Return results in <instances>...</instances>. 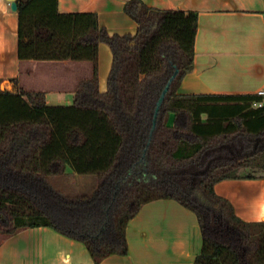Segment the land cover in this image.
<instances>
[{
    "label": "trees",
    "instance_id": "16d2710c",
    "mask_svg": "<svg viewBox=\"0 0 264 264\" xmlns=\"http://www.w3.org/2000/svg\"><path fill=\"white\" fill-rule=\"evenodd\" d=\"M17 5L20 59L91 61L92 76L71 104H49L18 78L0 90V233L51 227L99 264L128 255L127 227L144 204L173 199L198 218L194 264H264V220L242 219L215 190L222 180L263 176L264 95L178 91L194 68L199 13L128 0L137 32L112 34L96 12L64 13L59 0ZM101 43L112 52L106 90ZM68 166L96 175L97 187L58 192L49 178Z\"/></svg>",
    "mask_w": 264,
    "mask_h": 264
},
{
    "label": "crops",
    "instance_id": "0c3cea01",
    "mask_svg": "<svg viewBox=\"0 0 264 264\" xmlns=\"http://www.w3.org/2000/svg\"><path fill=\"white\" fill-rule=\"evenodd\" d=\"M126 1L59 0V9L64 13L96 12L110 33H136L138 24L125 12ZM142 1L151 7L199 13L194 68L184 77L180 93L250 94L264 90V0ZM18 27L17 10L9 0H0V90L11 86V78H18L19 85L28 90L64 93L54 94V101H62L67 92L74 96L79 81L92 76V62L22 60L18 55ZM111 64V49L101 43L102 90ZM38 79L46 80L49 87ZM49 97L47 93L48 103ZM215 190L233 203L242 219L264 220V177L222 180ZM126 232L128 255H111L99 264H194L203 247L196 214L173 199L144 204ZM0 264L96 263L81 241L51 227H34L12 236L0 233Z\"/></svg>",
    "mask_w": 264,
    "mask_h": 264
},
{
    "label": "rangeland",
    "instance_id": "374dc122",
    "mask_svg": "<svg viewBox=\"0 0 264 264\" xmlns=\"http://www.w3.org/2000/svg\"><path fill=\"white\" fill-rule=\"evenodd\" d=\"M38 76H40V74ZM36 81L44 82L46 84H42V85L44 87H49L47 85L46 80H44V79H38ZM106 81H105V79L103 81V86L105 87L104 90L107 89ZM66 86L69 87L68 84ZM47 93L50 96L49 97V101H50L49 103L52 105H54L56 103L71 104L73 102V95L70 96L71 92H67L66 94H68V95H64V98L63 97L60 98V99H62V101H60V100L54 101L53 95L54 94L58 95V93L64 94L63 92L57 93L54 90H49V91H47ZM172 117L170 119L171 122L173 121ZM257 174L258 175L263 174L262 177H264V171L258 172ZM49 182L61 194L65 195V196H69V197H74V196H79V195H84V194H90L97 187V176L93 175V174H88V175L77 174L76 172L73 171V169L71 167L68 166L67 170L64 174L51 176L49 178Z\"/></svg>",
    "mask_w": 264,
    "mask_h": 264
},
{
    "label": "water",
    "instance_id": "95a60500",
    "mask_svg": "<svg viewBox=\"0 0 264 264\" xmlns=\"http://www.w3.org/2000/svg\"><path fill=\"white\" fill-rule=\"evenodd\" d=\"M9 1L11 2L12 9L13 10H17V8H18L17 0H9ZM170 84H171V81L168 82L166 88L164 89V91H163V93H162V95H161V97H160V99L158 101V105H157L156 112H155V118L157 117V114H158V111H159V107H160V105H161V103L163 101V98H164L166 92L169 90Z\"/></svg>",
    "mask_w": 264,
    "mask_h": 264
},
{
    "label": "built area",
    "instance_id": "2783aa9c",
    "mask_svg": "<svg viewBox=\"0 0 264 264\" xmlns=\"http://www.w3.org/2000/svg\"><path fill=\"white\" fill-rule=\"evenodd\" d=\"M258 94H260V95H264V90H260V91L258 92ZM258 105H261V104H258Z\"/></svg>",
    "mask_w": 264,
    "mask_h": 264
}]
</instances>
